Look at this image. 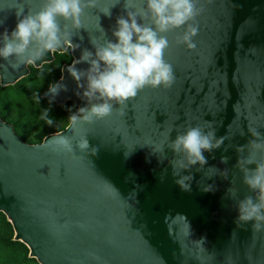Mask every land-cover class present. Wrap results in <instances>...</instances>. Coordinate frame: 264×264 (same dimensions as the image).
I'll return each mask as SVG.
<instances>
[{
    "label": "water",
    "instance_id": "water-1",
    "mask_svg": "<svg viewBox=\"0 0 264 264\" xmlns=\"http://www.w3.org/2000/svg\"><path fill=\"white\" fill-rule=\"evenodd\" d=\"M42 2L0 0V34L15 29L19 5L27 15L39 10ZM117 2L97 0V7L86 10L83 25L71 30V43L79 47L69 43L20 68L0 58V65L7 66L0 67L1 86L16 85L31 74V66L41 68L53 62L56 53L70 50L71 63H64L61 76L51 83L67 90L61 88L54 101L73 102L77 110L86 106L69 65L84 49L95 53L92 37L103 42L101 28L105 39L115 41L111 29L117 17L146 8V0H134L136 7L131 9L126 0ZM113 4L109 17L103 9ZM198 7L203 11L197 17L195 49L176 43L183 28L165 33L170 42L165 60L173 66V84L145 87L128 101L123 115L115 110L121 105L114 104L110 117L91 124L70 121L35 143L0 115V212L12 225L14 240L24 243L28 256L39 264H264V230L253 233L254 221L243 227L236 224L238 200L249 195L255 199L256 194L235 167L241 156L237 146L254 139L248 127L264 133V119L259 118L264 113V0H199ZM60 23L63 28L62 18ZM75 67L86 70L90 65ZM81 83L86 86V78ZM52 95L49 86L41 93L42 98ZM197 124H212L217 137L229 139L219 149L203 153L207 164L200 171L199 164L182 170V175L190 172L194 177L191 190L184 191L175 183L171 149L165 147L167 158L161 162L147 144L164 141L165 129L173 128L175 139L177 130ZM61 136L73 139L74 154L54 142ZM83 137L89 141L86 152L78 146ZM247 155L246 149L243 156ZM222 156L229 157L226 164ZM225 169L227 179L220 174ZM207 185L214 191H204ZM231 187L237 190L235 198L228 193ZM169 213L173 218L178 213L186 216L190 236L182 218L172 222L169 233ZM202 237L204 247L194 242Z\"/></svg>",
    "mask_w": 264,
    "mask_h": 264
},
{
    "label": "clouds",
    "instance_id": "clouds-1",
    "mask_svg": "<svg viewBox=\"0 0 264 264\" xmlns=\"http://www.w3.org/2000/svg\"><path fill=\"white\" fill-rule=\"evenodd\" d=\"M198 3L199 0H146V8L141 6L135 12L128 11L127 18L123 15L117 17L116 24L111 29L115 41L105 39L106 33L101 28L103 42H100V38L92 37L95 53L84 49L80 58L68 67V72L78 82V87L83 89L82 98L88 102L86 106L79 107L70 115V121L73 124H91L103 120L113 114L114 104L121 105L115 110L123 115L128 101L135 98L145 87H170L175 75L173 66L165 60V51L170 47L165 33L183 28L182 34L177 35L176 43L195 49L193 38L199 32L197 17L203 11L202 7H198ZM114 6L115 4L103 9L104 14L110 17L111 8ZM91 7H97V0H43L39 10H31L25 15L23 5H19L15 29L10 34L7 29L0 34V58L9 61L12 68H20L21 65L36 63L49 51L64 50L71 43V30L83 25L81 17L85 16L86 10ZM126 7L135 8L134 0H126ZM138 17L143 23H138ZM61 18L65 21L63 28ZM72 46L79 47L73 44ZM13 57L14 61L11 59ZM82 62L89 63L90 67L86 70L77 69L75 64ZM0 67L7 68L6 65ZM85 78L86 86L81 83ZM61 88L67 90L66 86L59 83L49 85L53 94L50 103ZM77 95L81 93L77 92ZM49 112V109H44L40 119L52 126L54 119ZM259 118L264 119V113ZM173 131L174 129L170 128L161 132L165 139L159 145H147L152 146L153 153H159L161 162L167 158L165 147L171 149L173 157L169 163L173 168V176L177 177L175 183L182 190L190 191L194 177L190 172L188 175H182V170H190L197 164L200 166L197 171L203 169L207 164L203 153L219 149L229 137H217L216 128L212 124L207 127L189 125L182 132L177 130L175 139H171ZM248 132L254 139L243 146H237L236 150L241 156L235 167L244 173L243 182L256 195L255 199L249 195L238 200L239 214L236 224L243 227L247 222L254 221L252 229L255 233L264 230V133L258 131V127L252 126L248 127ZM244 134V131L240 132L241 136ZM54 142L60 149L74 154L73 139L61 136ZM78 146L81 151H88V139H78ZM228 147L232 145L229 144ZM246 149L247 157L243 156ZM91 151L95 154L97 149L92 148ZM228 159L229 157L222 156L221 163L226 164ZM253 163L257 165L255 169L247 167ZM211 168L216 169L214 166ZM220 174L227 179L228 170L225 169ZM232 182L234 183V179ZM203 190L214 191V186L207 185ZM228 193L235 198L237 190L231 187ZM177 218L186 222L187 236H190L191 225L186 216L179 213L174 218L171 213L165 216L169 233L171 234L172 222ZM79 226L84 227L83 224ZM205 240L206 237H202L194 242L204 247Z\"/></svg>",
    "mask_w": 264,
    "mask_h": 264
},
{
    "label": "rangeland",
    "instance_id": "rangeland-1",
    "mask_svg": "<svg viewBox=\"0 0 264 264\" xmlns=\"http://www.w3.org/2000/svg\"><path fill=\"white\" fill-rule=\"evenodd\" d=\"M60 69V68H59ZM59 73L57 68H46L36 72L33 76L22 82L18 89L22 90V99L10 98L5 93L0 94V110L7 119L16 123L17 132L27 141L38 142L48 132L63 128L70 121V115L76 112L77 106L75 103H69L65 108L63 115L58 118H53L54 123L49 126L40 119L42 113L40 108L42 104H34L31 101L36 97V94L44 89L49 83L50 77H55ZM50 102L47 101V104ZM49 108L52 107L48 106ZM46 108V109H49ZM71 109V111H69ZM7 232L3 218H0V237L2 238ZM23 254L6 250L0 243V264H21Z\"/></svg>",
    "mask_w": 264,
    "mask_h": 264
},
{
    "label": "trees",
    "instance_id": "trees-1",
    "mask_svg": "<svg viewBox=\"0 0 264 264\" xmlns=\"http://www.w3.org/2000/svg\"><path fill=\"white\" fill-rule=\"evenodd\" d=\"M72 60V56H71V52L70 50H68L66 53H58L57 54V58L51 62V63H48V64H45L43 65L41 68H35L33 66L32 67V72L31 74L20 80L16 85H13V86H6V87H3L1 86L0 84V94L1 93H5L6 95H8V97L10 98H17L19 100L22 99V95H23V92L22 90L18 89V86L24 82L25 80H27L28 78H30L31 76H33L36 72L38 71H41L43 69H46V68H57L58 66V70H59V73L57 74V76L55 77H50L49 78V83L47 84V86L42 89V91L40 90L37 94H36V97L33 98V100L31 101L32 103L36 104L37 103H40L42 104V107L40 108V113H42L44 111V109L46 108H49L48 106H51V108H49L50 112V116L52 118H58V117H61L63 115V112L65 110V108L67 107V105L69 103H73V102H65L61 105H58L54 100L47 104V101L50 102V98H42L41 97V93L52 83V82H55L57 80V78L60 76V73H61V66L64 62H67V61H71ZM60 68V69H59ZM1 108V107H0ZM0 115L8 121V119H6L3 114H2V111L0 110ZM10 122V121H9ZM12 122V121H11ZM15 124V126H17L16 123H13ZM19 134V133H18ZM20 135V134H19ZM21 136V135H20ZM22 137V136H21ZM42 141V138L40 140H38V142H41ZM3 218V221H4V225L7 229V232L6 234L1 238L0 237V243L3 245L4 249L6 250H11V251H14V252H17V253H20V254H23V258H22V262L21 264H39L37 262L36 259L34 258H30L28 256V253H29V250L27 248V246L20 242V241H16L14 240V230H13V227L12 225L8 222L6 216L4 213L0 212V218Z\"/></svg>",
    "mask_w": 264,
    "mask_h": 264
},
{
    "label": "flooded vegetation",
    "instance_id": "flooded-vegetation-1",
    "mask_svg": "<svg viewBox=\"0 0 264 264\" xmlns=\"http://www.w3.org/2000/svg\"><path fill=\"white\" fill-rule=\"evenodd\" d=\"M67 51H68V50H67ZM67 51H66V52H67ZM66 52H64V53H66ZM57 54H58V53H56V58H57ZM71 61H72V60H71ZM71 61H67V62H64V63H71ZM64 63H63V64H64ZM63 64H62V66H63ZM62 66H61V69H62ZM60 76H61V73H60ZM60 76H59V77H60ZM59 77L57 78V80L59 79ZM57 80H56V81H57ZM3 116L6 118L5 115H3ZM6 119H7V118H6ZM8 121H10V120L8 119ZM10 122H11V121H10ZM69 122H70V121H69ZM11 123H13V122H11ZM14 125H15V124H14ZM15 127H16V126H15ZM64 127H65V126H64ZM64 127H63V128H64ZM63 128H60V129H57V130H54V131H51V132H55V131L61 130V129H63ZM16 130H17V129H16ZM51 132H48V133H51ZM48 133H47V134H48ZM47 134H46V135H47ZM43 137H44V136H43ZM42 139H43V138H42Z\"/></svg>",
    "mask_w": 264,
    "mask_h": 264
}]
</instances>
